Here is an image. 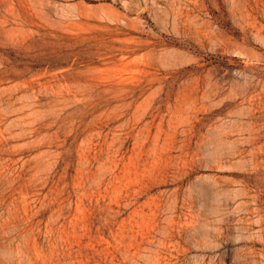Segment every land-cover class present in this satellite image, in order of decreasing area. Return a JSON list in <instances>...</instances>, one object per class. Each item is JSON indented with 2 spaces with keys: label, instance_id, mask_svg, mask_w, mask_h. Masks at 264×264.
Masks as SVG:
<instances>
[{
  "label": "rangeland",
  "instance_id": "obj_1",
  "mask_svg": "<svg viewBox=\"0 0 264 264\" xmlns=\"http://www.w3.org/2000/svg\"><path fill=\"white\" fill-rule=\"evenodd\" d=\"M0 264H264V0H0Z\"/></svg>",
  "mask_w": 264,
  "mask_h": 264
}]
</instances>
